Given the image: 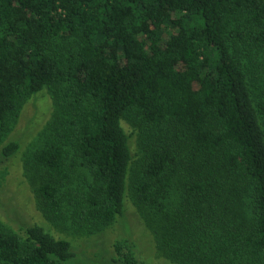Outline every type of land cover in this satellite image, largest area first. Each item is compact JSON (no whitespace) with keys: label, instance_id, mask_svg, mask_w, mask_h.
<instances>
[{"label":"trees","instance_id":"1","mask_svg":"<svg viewBox=\"0 0 264 264\" xmlns=\"http://www.w3.org/2000/svg\"><path fill=\"white\" fill-rule=\"evenodd\" d=\"M258 73L264 0H0V146L31 97L54 101L28 162L38 209L93 234L131 199L173 264H264ZM45 229L0 220V264L75 258ZM115 250L137 264L131 243Z\"/></svg>","mask_w":264,"mask_h":264},{"label":"rangeland","instance_id":"2","mask_svg":"<svg viewBox=\"0 0 264 264\" xmlns=\"http://www.w3.org/2000/svg\"><path fill=\"white\" fill-rule=\"evenodd\" d=\"M253 80L258 87L256 92L264 95V73L254 74ZM53 115L54 101L45 89L25 103L13 130L0 146V220L20 234L24 227L40 225L57 239L71 242L76 256L65 264H121L115 245L123 241L133 246L137 264H173L158 250L153 234L131 199L125 202V216L118 217L112 225L93 234H83L67 228L66 224L55 226L44 218L38 209L36 187L32 183L34 178L40 180L39 174L28 162L42 145ZM124 126L131 135L134 156L140 155L136 130L127 122ZM9 142H18L20 150L13 157L3 159L2 147ZM27 163L30 165L28 168Z\"/></svg>","mask_w":264,"mask_h":264}]
</instances>
